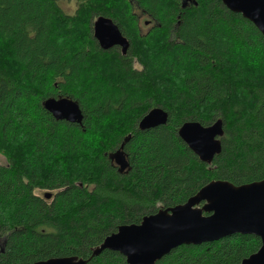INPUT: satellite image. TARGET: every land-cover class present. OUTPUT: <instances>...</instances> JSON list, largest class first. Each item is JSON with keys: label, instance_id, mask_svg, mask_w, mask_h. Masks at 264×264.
<instances>
[{"label": "trees", "instance_id": "trees-1", "mask_svg": "<svg viewBox=\"0 0 264 264\" xmlns=\"http://www.w3.org/2000/svg\"><path fill=\"white\" fill-rule=\"evenodd\" d=\"M60 1L0 0V264H127L92 252L212 181L264 180V37L217 0H76L73 16ZM99 17L127 37L126 56L102 50L92 26L78 40L77 24ZM141 17L153 25L146 36ZM50 98L76 102L82 125L53 118L43 108ZM157 107L167 125L139 130ZM217 120L222 153L207 165L178 130ZM126 138L129 170L120 173L110 156ZM260 247L235 235L178 247L157 264H241Z\"/></svg>", "mask_w": 264, "mask_h": 264}, {"label": "water", "instance_id": "water-1", "mask_svg": "<svg viewBox=\"0 0 264 264\" xmlns=\"http://www.w3.org/2000/svg\"><path fill=\"white\" fill-rule=\"evenodd\" d=\"M217 1L228 11L251 22L264 37V0ZM93 36L102 50L117 47L123 56L128 54L130 42L111 19H96ZM43 108L57 121L82 125V110L69 98H50L44 102ZM168 120L169 114L157 107L140 120L138 128L141 131L154 129L167 125ZM178 136L202 163L211 165L214 158L222 153L224 124L222 120L209 126L185 122L179 128ZM128 140L126 138L120 149L110 156L120 173L129 170L124 152ZM235 235L256 236L261 240L260 249L241 264H264V180L241 186L212 181L184 204L162 207L155 214L145 216L139 225L120 226L116 233L93 250L92 255L99 256L108 250L123 256L127 264H157L178 247L200 246ZM34 264H87V261L68 257Z\"/></svg>", "mask_w": 264, "mask_h": 264}, {"label": "rangeland", "instance_id": "rangeland-1", "mask_svg": "<svg viewBox=\"0 0 264 264\" xmlns=\"http://www.w3.org/2000/svg\"><path fill=\"white\" fill-rule=\"evenodd\" d=\"M170 3V2H169ZM59 5L61 7V9L63 10V12L68 15V16H73L76 13L77 7H78V3L76 0H63L59 2ZM170 5V4H169ZM141 22H140V28H139V35L140 36H146L149 34V31L151 30V28L153 27L152 24H147L146 19L144 17H141ZM89 19H84L82 22H80V24H77L76 29L79 31V35H78V40L82 41L86 39V33H90V27L94 25V22L96 21V19H92L90 22V26L88 23ZM71 27V26H70ZM86 29H88L89 31H87ZM80 30L81 34H80ZM130 31V30H129ZM93 32V31H92ZM81 38V39H79ZM142 45H144L142 43ZM159 49H163L164 45H163V39L160 40V42L158 43ZM3 50L5 51V47H3ZM133 60L135 62H137V58H133ZM136 68H141V66L139 64L135 65ZM0 164L4 165L6 164V159L3 156H0ZM38 194L42 195L44 193L38 192Z\"/></svg>", "mask_w": 264, "mask_h": 264}, {"label": "flooded vegetation", "instance_id": "flooded-vegetation-1", "mask_svg": "<svg viewBox=\"0 0 264 264\" xmlns=\"http://www.w3.org/2000/svg\"><path fill=\"white\" fill-rule=\"evenodd\" d=\"M149 25V24H148ZM117 48V47H116Z\"/></svg>", "mask_w": 264, "mask_h": 264}]
</instances>
